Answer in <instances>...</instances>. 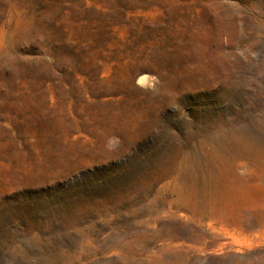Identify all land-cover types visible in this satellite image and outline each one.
I'll use <instances>...</instances> for the list:
<instances>
[{
	"label": "rangeland",
	"instance_id": "1",
	"mask_svg": "<svg viewBox=\"0 0 264 264\" xmlns=\"http://www.w3.org/2000/svg\"><path fill=\"white\" fill-rule=\"evenodd\" d=\"M0 264H264V0H0Z\"/></svg>",
	"mask_w": 264,
	"mask_h": 264
}]
</instances>
